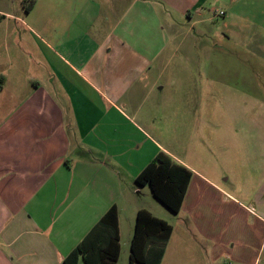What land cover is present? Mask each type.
I'll return each mask as SVG.
<instances>
[{"label": "crops", "instance_id": "crops-1", "mask_svg": "<svg viewBox=\"0 0 264 264\" xmlns=\"http://www.w3.org/2000/svg\"><path fill=\"white\" fill-rule=\"evenodd\" d=\"M230 65L263 102L264 0H0V264H63L114 204L118 264L141 208L173 226L161 264H264V122L192 142ZM161 151L193 172L179 213L139 196Z\"/></svg>", "mask_w": 264, "mask_h": 264}, {"label": "trees", "instance_id": "trees-1", "mask_svg": "<svg viewBox=\"0 0 264 264\" xmlns=\"http://www.w3.org/2000/svg\"><path fill=\"white\" fill-rule=\"evenodd\" d=\"M192 175L191 169L161 151L136 177V183L148 184L162 204L179 213ZM172 231L170 222L146 208L139 209L129 264H161ZM120 255L119 211L114 204L64 258L63 264H79L81 258L85 264H118Z\"/></svg>", "mask_w": 264, "mask_h": 264}, {"label": "rangeland", "instance_id": "rangeland-1", "mask_svg": "<svg viewBox=\"0 0 264 264\" xmlns=\"http://www.w3.org/2000/svg\"><path fill=\"white\" fill-rule=\"evenodd\" d=\"M221 19L222 17L219 16L210 23L215 27L217 25V21ZM203 40L205 43L202 42ZM203 40H200L199 44H209L208 49L210 50L208 54H204L205 56L203 59H205V61L211 63V61L219 60L225 63H232L231 60L233 59V55L230 52L228 53L225 51L221 56H216L215 51L211 52V49L214 46L212 36H203ZM236 56H239L242 61H248L249 59L247 54L241 52ZM234 60H237V58ZM211 73L212 79L206 86L203 85V93L201 94V98L197 101H194L192 104L194 110L192 113V142L195 143L206 141L209 145H212L216 141L217 137L219 139L223 128H256V120L257 123L261 120L264 122V100H262L263 102H257L256 100H253L248 94L251 92L249 84H244L241 82L246 76L245 70L240 71L236 68L234 69L233 66L230 65L229 67L219 70L211 69ZM238 80L241 82L239 85ZM218 84L222 88V91L219 94L217 91ZM206 88L207 91L212 90L213 93L207 95L209 91L205 93ZM233 89L240 90L239 95L234 97ZM175 111H178V109L172 110V113ZM233 112L237 114L235 119L233 118ZM179 120L180 117L177 115L178 124ZM169 127L171 128V125H169ZM225 138L226 141L231 139L230 135L227 133H225ZM139 196L141 200L145 201L146 203H149L150 200L160 202L152 193L149 185H147L146 189H141ZM127 257L128 255L124 254L121 264H127ZM81 264L84 263L82 262Z\"/></svg>", "mask_w": 264, "mask_h": 264}, {"label": "built area", "instance_id": "built-area-1", "mask_svg": "<svg viewBox=\"0 0 264 264\" xmlns=\"http://www.w3.org/2000/svg\"><path fill=\"white\" fill-rule=\"evenodd\" d=\"M219 14H220V15H224V14H225V11H224V10H221V11L219 12Z\"/></svg>", "mask_w": 264, "mask_h": 264}]
</instances>
